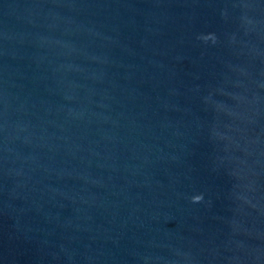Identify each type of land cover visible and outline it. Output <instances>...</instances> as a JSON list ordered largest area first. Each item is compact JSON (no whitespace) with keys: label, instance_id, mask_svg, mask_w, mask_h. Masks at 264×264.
I'll use <instances>...</instances> for the list:
<instances>
[{"label":"water","instance_id":"obj_1","mask_svg":"<svg viewBox=\"0 0 264 264\" xmlns=\"http://www.w3.org/2000/svg\"><path fill=\"white\" fill-rule=\"evenodd\" d=\"M0 264H264V0H0Z\"/></svg>","mask_w":264,"mask_h":264},{"label":"clouds","instance_id":"obj_2","mask_svg":"<svg viewBox=\"0 0 264 264\" xmlns=\"http://www.w3.org/2000/svg\"><path fill=\"white\" fill-rule=\"evenodd\" d=\"M202 199V196L198 195L193 197L194 202H199Z\"/></svg>","mask_w":264,"mask_h":264}]
</instances>
